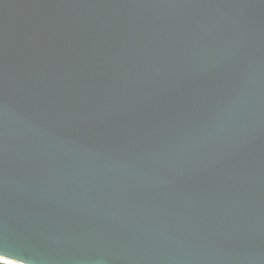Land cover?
<instances>
[{"label":"water","instance_id":"obj_1","mask_svg":"<svg viewBox=\"0 0 264 264\" xmlns=\"http://www.w3.org/2000/svg\"><path fill=\"white\" fill-rule=\"evenodd\" d=\"M0 251L264 264V0H0Z\"/></svg>","mask_w":264,"mask_h":264},{"label":"built area","instance_id":"obj_2","mask_svg":"<svg viewBox=\"0 0 264 264\" xmlns=\"http://www.w3.org/2000/svg\"><path fill=\"white\" fill-rule=\"evenodd\" d=\"M0 264H25V263L14 260V259H10V258L0 256Z\"/></svg>","mask_w":264,"mask_h":264},{"label":"snow or ice","instance_id":"obj_3","mask_svg":"<svg viewBox=\"0 0 264 264\" xmlns=\"http://www.w3.org/2000/svg\"><path fill=\"white\" fill-rule=\"evenodd\" d=\"M0 255L5 256V257H12V258H15V259L23 260L21 258H18V257H15L13 255L8 254L6 251H0Z\"/></svg>","mask_w":264,"mask_h":264}]
</instances>
